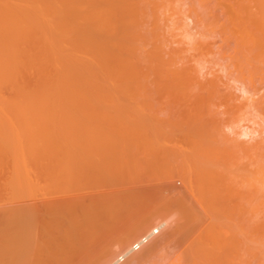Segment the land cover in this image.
<instances>
[{"label":"bare ground","instance_id":"bare-ground-1","mask_svg":"<svg viewBox=\"0 0 264 264\" xmlns=\"http://www.w3.org/2000/svg\"><path fill=\"white\" fill-rule=\"evenodd\" d=\"M85 86L88 89L86 91H89V87H93V86H95V87L102 86L103 88H106V86H109V88L110 87H122L124 89L130 88V89H128V91L123 89L125 92L120 91V95L122 97L120 95H118V96L121 97L122 101H124V99H122L124 97L122 95L123 93H125L126 95H130L132 97H136V98L139 97V99L141 101H144L143 99L145 97L149 98L151 94H154V96L156 95L155 97L160 101L159 104H158V102L156 103V104H158L157 106H159L161 104V105H163L164 109H165L164 104H169V102H171V101L173 102V100L168 102V98L170 99L171 97H177V98L179 97L180 99H182L181 100L182 102L184 101V99H185V101L186 100L190 101V102L192 101V104L195 103V104H197V106L203 105V107H205L204 105H207V104L209 105V102H212L214 100H219L223 103L222 105L225 108V110H224L225 113L228 115L229 118H231V120L233 122L238 123L242 119H244V120L246 119L248 122H250L251 127L244 126L246 124L242 125L244 127V130L242 129L243 131L241 130L240 127L238 128L240 130H237L236 127L233 129L232 127H234V126H232V125L234 124L236 126V124L235 123L232 124L231 122H229L228 124H226L228 126V128L226 126V128H227L226 130L229 129V126H231L230 128H232V129H231V131H230V129L228 130V131H230L229 133H224L221 131L220 125L223 127V124L225 122L223 124H220V121L222 122L223 119L221 120V118H222V116H225V115L223 114V112L222 113L220 112V114H223V115L218 114L219 116H221V117H219L220 120H219V122L217 119L215 121V122H218L216 124V126L219 124L218 125L219 128H218V126L216 127L215 123H214V126L217 129H215L213 126V130L211 132L210 129L208 130V128H205L207 126L206 125L204 126L203 122L204 121L206 122V120H204L203 116H201V113H200V117H199V113H198V115L195 114V117H194L193 114L196 113V111H195L196 108L194 110L195 112L193 114H190V115H186L187 111H185L186 112L185 115L187 116V117H185L186 118L185 120H187V124H189L188 122H190V121H191V124H193V121L189 120V118H188L189 116L191 117V115H193L192 116L193 119L195 118L196 130L192 129L193 130L192 132L187 131L181 137L182 139H180L179 136L175 135L173 141L176 144V138L177 137H178L177 139L179 141H181L180 145L182 146V152L183 153L181 152L182 155H181V153H179V154L181 156L184 155V157H185V160H186L185 162H187V164H186V166H187L186 170L187 171H185V170L183 171V168H182V171L180 169H178L180 167V164L182 165V163H185L183 160H182L183 161L182 163L178 162L176 165H173L174 163H172L171 167L167 168V171L169 170V172H176V174H179L178 178L181 176V174L183 175V177L187 181V184L189 185V187L187 186L186 189H188V188L191 189L193 197L200 204V206L203 205V206L208 207V205H210L209 208L212 207V209H213L212 211H215V209L213 207L217 206L218 212H216V214L217 213L219 214V211L221 210L219 205L224 204L221 206L223 210L220 211V214L222 215V213H223V215H224L226 213L225 214L226 216H224V217H226L225 218L226 220L227 219L229 220L230 217L231 218L234 217L233 215L230 216L229 213H232V214L236 213V212L238 213L239 210L238 211H236V210L237 209L242 210V208H240V207H243V205L239 206V202H238V198H237L241 195V194H239V193H241V191L237 192L238 191V183H237V190H236V195L238 193L237 197L235 196V191H234L233 195H230L233 193V190H234V188L236 189V187L233 188L232 184L229 183V180L228 181L226 180L227 184H226V182L223 183V181L225 180L224 173L226 172V175H227V171H226V168L228 167L227 164L231 165V162L229 163L228 158L232 157V151H236L239 154H240V152H243L242 154L246 155L248 157V159L246 156L244 157V156H242V154H240L241 157L242 158L244 157V158H246V160L249 161L248 162L246 160H243V162L245 161L244 164L248 163V165L246 164L247 170L244 168H241V169L236 168V171H237V169L242 170V172H243V170H246L245 171L246 173L245 172L240 173L238 170L239 174H241V178H243L244 175L246 176L248 174V172H252L249 174L252 175V176H250V178H252V180H250V182L253 181V184H250V182H248V183L244 182L242 185L246 186L247 184H249L251 186H254V189H253L251 186L248 185L249 189H250V187L252 188L250 190L251 195L254 194L251 191L255 190L254 191L255 196H253V199H252L253 205L250 204L251 206H254L253 207L254 210L251 208L249 210H253V211L257 212L256 214H255V212L254 213L252 212L251 217L253 214L258 216V217L254 216L255 219L253 218V222H255V223L258 220V224L256 225V226H258L257 227L258 230L255 231L256 226H254L255 227V230H253L254 232L251 231V234H252V232H253V234H256V232H257L256 238H253V239L256 240L255 242H256V246H257L256 251L258 253V258H257V253H256L255 254L256 256L253 257L254 260H257L256 263H250V264H264V0H0V181H2V183L4 180L9 181L8 183H10L12 181V182H14V185H16V182H19V183L27 182V184L25 185L26 186L25 189H27L28 191H29V188H27V186H29V185L33 186V184L35 186V184H37V190L39 189L38 187L41 185V189H44V190L46 189V190L51 191V190L56 189V191H57V189L61 187L59 189V191H60L64 187L65 191L68 192L67 190L69 189V187L71 190L73 189V187H71V186H73V184H75V182L79 178L78 175H80L79 174L80 170H83V169H80L81 167L79 166V157L75 154L76 153L75 149H79V147H78L79 141L85 140V137L88 135V132L91 133V136L89 134L88 137L86 138V141L90 140L91 137H93L95 139L96 134H97V138L101 137V141L100 140L98 141L99 138L95 139V141L97 140L99 143L98 144L95 142L96 146L97 145H99L97 147L106 146L105 148H107L109 151L110 146L108 145V141H110V142L112 141V139H113L112 136L115 138L114 140H116L120 137L119 136L120 134L118 135L119 137L116 136L119 131L118 132L115 131L116 133H114L113 131H114V129L117 130V128L119 126L121 127V123H119V126L117 128H113V129L111 128L113 131L109 128L111 130V132L113 133L112 136L108 135L109 137L107 138L106 134H109L107 132V133H104L105 135L103 137V133H102L103 130L102 129H104V127H105L104 125H106V123H103V125H102V121L106 120L104 115L107 113V110H105V111L103 110V113L101 111L100 116L102 117V114L104 116V118L102 117L103 119H101V121H100L99 115H98V117H96V120H98L99 122L94 121L95 117H94V120L92 119V117L94 115L90 110V113H92V117L89 114V116L91 117V118H89V120H91L90 122H93V121L97 122L98 126L95 127L96 123L92 124V123L88 122V123H90V125L88 124L90 126L89 129L91 130L93 127H94L93 129H96L97 127H99V128H97L95 131L92 129V132L90 130H87L88 129L87 127H85V129L87 128L86 130L83 128L84 125L86 126V124H84L83 122H80L81 118L78 116H79V109H80L79 105L81 103L80 101L85 100V99H83L85 97V94H84L85 90H83V89H86ZM82 87H84V88H82ZM131 88H141L143 92H139L138 89H136L137 91H135V90L129 91V90H131ZM145 88H149L148 91L150 90V88H152L153 90L150 92H145V90H146ZM235 89L240 90L241 95L236 94V92L234 91ZM92 90L94 91V89H91L89 92H91ZM106 90L107 89H105V91ZM81 92H83V93H81ZM111 92H113V91H111ZM83 94H84V97H83ZM93 94H95V93H92L91 95L93 96ZM161 94H162V97L164 95H166V97H168V98L164 97L167 101L164 100L165 101L164 102L163 101L164 98H162V97H161L162 101H161V99H159L160 97L158 98V95L161 96ZM91 95H87V96H91ZM100 95H101V93H100ZM141 95H143V96L140 97ZM169 96H171V97H169ZM94 97H95V95H94ZM105 97H103V98H105ZM111 97H113V96H111ZM147 98L145 100H148ZM90 99L91 98H86V103L89 104ZM178 99H176L177 102L180 100V99L179 100ZM87 100H88V102H87ZM91 101L92 100H90V102ZM149 101H150L149 104L150 103L153 104V101H151L150 98H149ZM96 102H99V101H96ZM107 102H109V101L106 100V103ZM125 102H124V104H125ZM128 102H129V100H128ZM135 102H138V100H136ZM162 102H164V104ZM177 102H176V104H177ZM86 103H84V104H86ZM106 103H105V105H106ZM146 103H148V102H146ZM88 104H87V107L84 106V108H89ZM91 104H93V103H91ZM126 104H129V103H126ZM170 104H169L170 105L169 108L168 107L167 108L172 111L173 108L171 109V107L173 105H176V104H173V103H170ZM179 104H181V103H179ZM131 105H133V103H131ZM135 105H136V103L133 106H135ZM182 105H183V103L178 108H175V106H174V112H171V111L169 112V110H167L168 111L167 114L170 115V113L171 114L175 113L176 115L174 114L172 116H174V117L175 116H177V117L182 116V114L180 112H181V110H185V109H183L184 107H182L181 110L179 109V108H181ZM103 106H102V108H103ZM107 106H108V104H107ZM107 106H105V107H107ZM136 106L138 107V105H136ZM157 106H156L157 110H160L162 108L159 106L160 109H158ZM191 106H190V108H191ZM187 107L189 108V106H187ZM91 108H93V107H91ZM138 108H141V107H138ZM156 108H154V110H156ZM127 109L124 111L122 108V110L124 112H127ZM134 109L136 110L137 108H134ZM177 109L180 111L177 112L176 111ZM193 109L194 108H192V111H193ZM210 109L211 108L209 106L207 108V110L209 111ZM157 110H156V115H158ZM198 110H199V106H198ZM211 110L213 112L214 109H211ZM86 111L88 112V109L85 110V113H87ZM131 111H133V108L131 109ZM162 111H161V114L159 111H158V113L163 117L164 115H162ZM164 111H163V113H164ZM167 111H165V113ZM199 111H201V110H199ZM130 112H129V114L132 116V121H134V117H136V120H137V116L133 117V115ZM139 112H140V114H142L141 109ZM147 112H149V111L147 110ZM210 112L206 113V117L208 119H210V118L207 115L211 114ZM111 113H113V112H111ZM135 113L136 112H134V114ZM150 113H151V111H150ZM189 113H190V110H189ZM126 115H125V118H126ZM137 115H138V113H137ZM168 115H166L167 116L166 119L168 120V122H169V120L172 121L173 120V118H171L172 116L171 117L169 116V118H168ZM113 116L118 117V119H119V110H118V115L117 116L113 115ZM113 116L111 115V118L109 116H107V117H109L107 120L108 126H109V120L110 119L112 120ZM161 116H159L160 120L164 121L163 119H165V117L162 118ZM196 116H198V117H196ZM120 117H122V116H120ZM226 117H225V120L228 119ZM201 118H203V120H204L203 122H201V120H202ZM78 119H79V121H78ZM144 119H146L145 121H147V123H148V119L147 118H144ZM166 119H165V121L167 123ZM179 119H181V118H179ZM115 120H113V122ZM119 120H121L123 122L124 119L123 120L119 119ZM128 120H129V118H128ZM150 120L151 119H149V121ZM225 120H223V121H225ZM81 121H84V120H81ZM171 121L169 123H171ZM228 121H226V122H228ZM124 122L128 123L129 121H124ZM174 122H176V119ZM181 122H186V121L183 120ZM241 122H243V120ZM241 122H239V124ZM78 123L79 124L81 123V125H79ZM85 123H87V122H85ZM99 123H101V126H99ZM127 123H125V124L127 125ZM129 123L127 126H129ZM134 123H135V121H134ZM138 123H141V122H137V124H136V125H138V127H140V125ZM149 123H151V122H149ZM132 124H133V122H132ZM152 124H153V121H152ZM191 124H189L188 128L190 127ZM92 125H94V126L92 127ZM111 125H112V123H111ZM126 125H125V127H126ZM136 125H134V127ZM183 125H184V123H183ZM183 125H182V127H183ZM108 126H106L104 130H106V128ZM248 126H249V124H248ZM138 127L136 126L135 128L137 129ZM185 127H187V126H185ZM100 128H101V130H100ZM122 128H123V126H122ZM135 128L133 129V126H132V130L129 128L130 131H132V133L128 132V134H127V132L125 134L124 129H120L121 131H124L121 133V135L123 134L124 139L127 141L126 142L124 140V142H126V143L122 142V143H124V145H123L124 147L121 146L122 145L121 143H120L121 145L120 144H118V145L112 144V145L115 146V149L118 147L123 151V152H119L121 155L123 153L122 157H125L124 154L126 153V158H127V152H125L126 150L130 151L132 149L131 150L132 153L137 152L139 150L142 151L143 146L142 147L141 146L136 147V146L141 145L142 143H139V142H143L144 140L147 139L146 140L147 142L144 141L145 142V144H144L145 149H144V151H142L143 153L141 151L139 152V155L142 156L141 157L142 158V165L144 166L147 162V161H145V160H147V158H144V157L147 155L149 156V153L151 154V148L150 147L156 146V143H152L153 146H151V142L148 138H151L153 135L151 137H149L150 135H149L148 131L146 130L147 134H148L147 135L146 132L144 131L145 130L144 128H142L144 130L141 132L139 130L140 128H138L139 132ZM145 128H146V126H145ZM153 128H154V126H153ZM166 128H167L166 132H168L167 130L169 129V127H166ZM170 128H172V127H170ZM190 128H194V124ZM79 129H83V130H79ZM98 129L100 130L99 133H101L102 136L98 135V133H97ZM109 129H107L106 131H110ZM126 129L129 130L128 127ZM164 129H165V127H164ZM172 129H176L175 125ZM153 130H151V131L153 132ZM182 130H185V129H182ZM78 131H79V133H78ZM80 131L85 132L84 135H86V136L84 137V135L81 134ZM92 133H94L95 135ZM129 133H130V138H129V136H127V135H129ZM78 134L83 135L84 138H79V141H78V138H77L79 136ZM114 134L116 137L114 136ZM125 135L128 137L129 141H128L127 137H125ZM93 138H91L92 139L91 142L87 141L88 144L85 143V145H89V143L93 144V140H94ZM103 138L108 139V141H106V139H103ZM134 138H137L136 141ZM152 138H154V137H152ZM168 138H170V137H167V140H169ZM243 138H247L248 140L243 141L244 140ZM120 139H121V137L119 138V140ZM138 139H140V140H138ZM141 139L143 141H141ZM240 139H243V140H240ZM114 140L111 143H115ZM121 140H123V136H122ZM132 140L135 142V143L133 142L134 144L132 143ZM156 140H158L159 142H162V140L160 138H157ZM164 141H163V143L165 145L172 142V141L171 142L167 141L168 142L167 143L166 141L165 142ZM84 142L81 141V143H84ZM100 142H102V143H100ZM128 142L129 143L131 142L130 144H132L134 146L137 144L135 146L136 149L134 148V146H132L133 147L132 148ZM103 143H104V145H103ZM146 143L147 144L149 143L148 145H150V146H148ZM126 146H128V147H126ZM181 146L178 147V145H177V148L179 149V148H181ZM123 148H124V150H123ZM137 148H139V149H137ZM148 148H149V150H148ZM157 148L159 149V147H157ZM163 149H161V150H163ZM81 150H83V149H81ZM117 150H119V149H117ZM72 151H73V153H72ZM110 151H111L110 153H112L111 147H110ZM147 151H148V153L146 155ZM159 151H160V149H159ZM238 151H240V152H238ZM114 152L115 151H113V153ZM87 153H88V155H91V157L94 154V156L96 157V159L94 157L95 162L98 158L100 159V157H101L100 154L98 155L94 151H91V154H90V150H89ZM77 154H78V152H77ZM112 154H110V155L104 154V156H103V153H102L101 155L103 158H101V159L105 160L107 158V160H110V159L115 160L119 157L118 158L119 160L117 159V161H114L115 163L113 162V160H110L111 163L113 162L114 165L115 164L119 165V164L123 163V161L121 163L120 160H124V159H120V157H121L120 155L117 156V153H114V154H116L117 158H115L114 154H113L114 158H111V157H113ZM135 154L137 155L138 153H135ZM143 154H145V155H143ZM228 154H230L231 157H229ZM96 155H98V156H96ZM107 156L110 157V159ZM140 156H138V157L140 158ZM83 157L84 156H81V158H83ZM89 157L90 156H87L86 159H90ZM104 157H106V158H104ZM161 157H162V155L160 156V160H163L162 159L163 157L162 158ZM133 158H135V157H133ZM137 158H135L137 161H141L139 158H138L139 160ZM151 158H150V160H151ZM182 158L183 157H181V159ZM170 159H172V158L170 157ZM170 159L168 160V162L166 161L167 164H169V162L172 161ZM104 160L102 162L103 163L102 165L98 160L97 161L100 163V166H104V167H107V165H108L107 162H109L110 165H108L109 169L107 167V171H109V170L112 171L115 168L113 170V172H115L116 169L117 170L119 169L118 171L121 172L122 170H120V168L122 166L124 168V165H122L119 168H118V166H117V168H116V166L113 168L110 161H107L105 163L106 164V166H105ZM118 161H120V162H118ZM143 161H145V163H143ZM154 161H155V159H154ZM87 162H89V161H87ZM117 162L119 164H117ZM132 162H134V159L132 160ZM158 162H161V161H158ZM232 162H233V159H232ZM243 162H240V163H243ZM135 163H137V162H135ZM160 164H162V162ZM167 164L165 163V165H167ZM178 164H179V166H177ZM140 165H141V163H140ZM134 166L131 165L130 169H131V167L132 168L134 167L135 170H136V168L142 169V168H138L136 166V164ZM175 166L178 168H176ZM249 166L252 168L251 171H250V169H248ZM78 167H80V168L78 169ZM151 167H149V168H151ZM83 168H84V166H83ZM92 168H93V166H92ZM85 169H86V167H85ZM88 169H89V167H88ZM143 169H146V168H143ZM77 170H79V172ZM94 170L95 169H93V171ZM229 170H230V168L228 167V174H231L230 173L231 171L229 172ZM85 171L87 172V169ZM93 171L91 172V174L95 175ZM158 171H159V169L157 170V173L161 174V172H158ZM77 172H78V174H77ZM96 172H98V171H96ZM91 174H89V175L92 176ZM232 174H234L235 177L236 176L240 177V175L237 174V172H233ZM242 174H243V176H242ZM81 175H83V173H81ZM164 175H167V174H164ZM168 175H169V173H168ZM234 175H232V177H234ZM98 176H99V174H98ZM137 176H138V174H137ZM143 176L145 177V175H143ZM173 176H176L175 173ZM230 176L231 175H229V178L231 179L232 177H230ZM248 176L249 175H247L245 177V179H247ZM80 178L78 180H80ZM98 178H100V177H98ZM115 178H117V177H115ZM115 178H113V179H115ZM148 178H149V176L147 177V180H148ZM81 180H83V179H81ZM92 180H93V178H92ZM119 180H121V179H119ZM235 180H237V178H235ZM232 181H234V180H232ZM242 181H245L244 178ZM246 181H248V180H246ZM83 182H85V181H83ZM100 182H102V181H100ZM120 182H122V181H120ZM133 182L130 180V183H133ZM238 182L240 183L239 179H238ZM4 183H6V182H4ZM4 183L2 186H4ZM76 183H79V185H80V182L77 181ZM174 183H176V182H174ZM222 183H223V185H222ZM21 184L16 186V187L13 185L12 188L14 189V187L17 188L19 186L24 185V184H22V185ZM38 184H40V185H38ZM81 184L85 185L84 183H81ZM95 184H96V181H95ZM110 184H108V185H110ZM234 184H236V182ZM75 185H77V184H75ZM114 186L115 185H113V187ZM229 186H231L232 188L231 187L229 188ZM79 187H81V186H79ZM222 187L223 188L225 187V188L223 189ZM226 187H228V189H227L228 192L223 191V190H226ZM240 187H242L241 184H240ZM64 188H63V190H64ZM66 188H68V189H66ZM83 188H84V186H83ZM149 188H148V191H149ZM244 188H243V191L246 190L247 186ZM8 189H10V191L12 190L11 187H9ZM8 189L6 188V191ZM23 189L24 188H22L20 191L22 193V196L25 198V193H24L25 191L23 192ZM41 189H40V191H41ZM146 189H147V187H146ZM229 189L230 190L233 189L232 191H230V194H228ZM79 190H80V188L78 189V191ZM177 190H178V188H177ZM182 190L184 191L183 194H185V193L187 194V192L184 189H181L180 190L181 192L178 190L176 193L181 194L183 192ZM189 190H188V192H189ZM247 190H248V188H247ZM6 191L4 193H6ZM10 191H7V193L8 192L9 193H11V192L15 193L16 192V191H14V192L13 191L10 192ZM78 191H77V193H78ZM156 191H159V190L155 189V192ZM51 192L50 193L48 192V193L51 194ZM151 192H153V191H151ZM21 193H20V195H21ZM138 193H137V196H138ZM170 193H171V191H170ZM242 193L244 195V192H242ZM30 194H32V192H30ZM37 194H40V192ZM44 194L46 195L45 191H44ZM145 194H147V193H145ZM151 194L153 195V193H151ZM151 194H149V195H151ZM159 194H161V193H159ZM174 194H175V191H174ZM174 194L173 193L168 194V197H169V199L171 198L170 200H172V199L174 200V202H175L174 205L176 206V202H178V201L176 199H174L175 197H171L172 195L174 196ZM12 195L10 197L13 199L15 198L14 200L16 201L18 198V193H17V195L14 194L15 197H12ZM34 195H35V197H37L36 193ZM48 195H46L47 198H48ZM93 195H94V193H93ZM149 195H148V197H149ZM189 195L187 197L188 199L185 198L188 200V202H187L188 204L186 202H184L183 200H182L183 201L182 203L178 202L181 204V206H183L182 204H184V203L187 205V206L185 205L186 208L183 206L185 208L184 212H186V209L188 211V208H189L188 205L191 206V203H192L191 197ZM243 195L241 197H243ZM76 196H74V197L65 196L66 198H63V199L58 198V200H48V201H45L42 203V205L46 211L45 214H47V217H48V219H46V220H48V223H47L48 227H46V226L45 227L48 229L51 227H53V229H57V232H55L56 235L58 234L57 236H59V235L61 236L62 232H64L65 235H62L61 237L65 236L66 239L68 238L67 239L68 242L69 241L72 242L71 239L74 236L71 237L69 230H68V232H65V231H67V229H66L65 224H64V219L67 218V219H71V221H72V220H74L73 218H75L76 216L81 217L79 215L81 212H83V215H84V213H87L88 211L90 212V209H89L90 206H88L86 208L87 204H85V202H84L85 201L84 199H85V197H87V195L85 197H81L78 195H76ZM114 196H116V195H114ZM134 196L136 197V195H134ZM161 196H163V195H161ZM166 196H167V193L164 196V198ZM233 196H234V198H233ZM248 196H249V194L246 196L247 199H251ZM10 197H9V202L12 201V199L10 200ZM96 197H98V196H96ZM109 197H111V196L109 195L106 198L105 197L104 198L109 199ZM127 197H128V195H127ZM141 197H143V195ZM168 197H166V199H168ZM189 197H190V199H189ZM220 197H222L221 200L219 199ZM241 197H239V198H241ZM246 197H244V198L246 199ZM19 198L22 199L21 197H19ZM19 198H18V200H20ZM89 198H90V196H89ZM98 198L97 199L95 198L94 199L95 201L93 200V202L95 204H97V201H99ZM235 198H236L237 203H236V201H233ZM92 199H93V197H92ZM92 199H91V202H92ZM102 199H103V197H102ZM114 199H115V197H114ZM131 199H132V197H131ZM143 199H144V197H143ZM146 199H147V197H146ZM158 199H159V197H158ZM224 199L226 201H223V203H222L221 201ZM227 199H229L228 202H227ZM18 200H17V202H18ZM115 200L117 202V199H115ZM137 200H139V199H137ZM215 200L216 201L219 200V202L221 204L219 202H218L219 205L216 204L217 202ZM3 201H5V200H3ZM153 201H155V200H153ZM159 201H160V199H159ZM159 201H157V203ZM162 201H164V200L162 199ZM229 201L231 202L230 205L228 204V203H230ZM88 202L90 205L89 199H88ZM116 202H115V204L117 206H121L120 203L118 205ZM142 202L145 203V200H143ZM147 202H149V201L147 200ZM101 203H104V201L102 200ZM105 203L108 204V202H105ZM126 203L130 204V202H128V201H126ZM138 203H139V201H137V204ZM232 203H233V205H232ZM137 204H136V209L139 208V207H137ZM158 204H160L162 206L161 203H158ZM172 204H173V202H172ZM234 204L235 205L238 204V205L235 206ZM6 205L9 206V204H6ZM42 205H40V208H38V205L36 206L37 209H39L38 210L39 212L41 211L40 209L42 208ZM91 205H92V203H91ZM101 205H103V204H101ZM111 205H113V203H111ZM111 205L108 204V206H110V210H111ZM123 205H125V204H123ZM148 205H149V203H148ZM245 205L247 206V204H245ZM8 206H6V208H3L5 210V212H7L6 210H9ZM18 206H19V209H18V207L15 208V206H14V208L21 211L20 204ZM108 206H107V208H109ZM113 206H112V209L114 211V209L116 207L113 208ZM127 206L129 207L130 205L127 204ZM163 206L167 207V205H163ZM169 206H170V204H169ZM179 206L180 205H178V207L175 208L176 210H174L172 208L170 210V208H167V211L169 210V213H170V211H172V210H174V211H177V209L180 210V208H182V207L180 206V208H179ZM231 206H232V208L235 207L233 209V211H230V210H232ZM23 207L24 206L22 205V208ZM26 207H25V209H26ZM95 207L97 208V205ZM124 207L126 208V206H124ZM132 207H133V205H132ZM134 207H135V205H134ZM141 207H142V205H141ZM194 207H196V206L194 205ZM194 207H192V208H194ZM218 207L220 209H218ZM236 207H238V208H236ZM0 208H1V206H0ZM31 208H33V207H30V209ZM93 208H94V206L92 207V209ZM101 208H103V207H101ZM184 208H182V211ZM203 208H205V207H202V209ZM248 208L249 207H247L246 210H248ZM15 209L14 210L11 209V210L13 212L15 211L14 213H16ZM25 209H23V210H25ZM117 209H115V210H117ZM119 209H120V207H119ZM153 209H151L152 212H153ZM189 209H191V208H189ZM36 210L34 213H37ZM84 210L86 212H84ZM95 210L96 209H94V212H96V213H97V210L100 212V209H97L96 211ZM101 210H103V212H100V217H98L99 219L101 218V220H102V222L100 221L101 229L97 233H95L96 229H95V231L91 232V231H89V229L87 230L86 226H84L86 228L84 229L83 237H84V235L86 236L85 238L88 237L86 234L87 231L89 232V234L91 232V234L93 236L89 235L91 237H89V239L88 238L86 239V244L81 245L80 246L81 248L78 247L75 249V246L77 247V245L71 244L74 247L75 251H74L73 247L70 246L72 249V250L71 249L70 250L73 251V253L77 254V256H79L78 254H80V253H83L87 256L90 255L89 256L90 261H88L89 264H100V263L104 264L105 261L108 262V259H110L111 254L114 253L113 255H115V252H113V251H116V249H118V248L121 249L125 245H126L125 246V248H126L128 246L127 244H129L134 238L135 239L138 238L135 236L138 235V230H140L141 228L140 229L137 228L139 225L136 224V221L139 222L141 220H137V219H141V218L143 219L144 218V220H145V218L146 219L148 218V217H146L148 215H145V213H144L145 217H143V214L140 211L139 212L141 215H139L138 210H137V215H134V217H133L135 219L131 220L132 215L136 214V211L134 210V208H133V211H131V209H130V211H128V212H132V215L130 213H127L128 209L126 210L125 213H123V212L116 213L115 212L116 214L113 216H110L112 214H109V213L107 216V214L105 213L106 210L104 211V208ZM123 210L125 211L124 208H123ZM193 210L194 211L197 210L196 213L201 214V213H198L199 211H201V209L198 210V208L196 207ZM246 210L244 209V211H246ZM43 211L44 210H42V212ZM134 211H135V213H134ZM92 212L87 213L89 218L91 217ZM152 212H151V214H152ZM166 212H164V213L162 212V215L163 214L165 215ZM191 212L192 211L190 210V213ZM193 212H192V214H193ZM205 212H207V211L204 210V213ZM208 212L210 214L212 213L210 211V209L208 210ZM7 213H8L7 216H9L10 215L9 213H12V212H7ZM17 213L19 214V211ZM102 213H105L106 217L105 216L101 217V216H103ZM169 213H166V215L169 216L168 215ZM186 213H184V214L186 215ZM21 214L22 213L20 212V216H21ZM87 214H85L86 216L84 215V217H86L85 219L87 220V222H89V219H87L88 218ZM89 214H90V216H89ZM93 214H92V218L95 215L97 216V214H94V216H93ZM181 214L184 215L183 213H181ZM192 214H191V216H192ZM214 214H215V212H214ZM214 214L211 215V218L212 217L214 218V220H215L214 223L216 222L217 224L216 223L215 224L217 226L210 224V226L212 227V230H209L211 232L208 231L207 235L211 234L212 236L214 235L213 237H215L217 232L221 231L219 229L221 227L222 229H224L225 234H228V236L230 237V235H232V232H234V231L231 230L230 232H228L231 229V228L229 229L228 226H229V224H230V226H233L234 224L231 225V222H234L235 220L233 221V219L231 220V218H230V220L228 221L230 223L228 224L227 227H225L228 229L225 230V228H223L224 226H226L225 223L223 221H221L222 220L221 218H218L219 217L218 214H217L218 216H215ZM227 214H228L229 218H228ZM239 214H237V216H239ZM242 214H243V212H242ZM3 215L6 216L5 213ZM138 215H139V217L141 216V218H138ZM152 215H151V217H153ZM164 215L161 216L162 218H160V220L165 219V217H167ZM172 215L176 216V214H174V213H172ZM188 215L189 214L187 213L186 217H189ZM10 216H12V215H10ZM14 216L16 217L17 215L14 214ZM20 216H17V217L19 218ZM41 216H42V214H41ZM43 216H44V214H43ZM43 216H42V218L46 217V216L45 217H43ZM96 216H95V220L96 219L98 220V218ZM214 216L217 218H215ZM21 217L24 218L23 216H21ZM31 217L32 216H30V218ZM199 217L202 218L203 215L202 216L199 215ZM239 217L237 220H240L242 218V215H240ZM22 218H20V219H22ZM33 218L34 217H32L31 219H33ZM35 218H36V215H35ZM77 218L78 217H76L75 219H77ZM92 218H90V219H92ZM154 218H155V214H154ZM176 218L174 219V216H173L172 219L175 220L174 221L175 223H177L176 221L178 219H180L178 222V223H180V221L184 217L182 219H181V217L179 218V216L177 219ZM192 218H193V216L191 217V219ZM211 218H210V220H211ZM150 219H152V218H149L148 220H150ZM186 219H188V218H186ZM205 219L207 221V219H209V218H205ZM216 219H218L221 223L223 222L224 226H222L223 223L221 224ZM2 220H3V218H2ZM19 220L17 221L18 226L22 225V223L19 224ZM196 220H197V222H199L198 221L199 219H196ZM226 220H225V222H226ZM15 221H16V219H15ZM22 221H24V220H22ZM40 221H42V220H40ZM152 221L154 222V225L153 224H150V225H153V227L151 228L149 226L150 228L149 227L146 228V230L151 229L150 233L148 232V234H145L146 236H143V237L141 236L142 238H140L137 242L138 246H139L138 243H142L149 236H151L154 233H157L158 230L166 224V222H164L166 220L159 221V219H158V221L160 222L158 224L155 223L156 222L155 220H152ZM171 221H169V224ZM74 222H75V220H74ZM74 222H73V224H74ZM77 222L78 221L76 220L75 224H77ZM98 222L99 221H96V224ZM150 222L151 221H148L146 223H150ZM167 222H168V220H167ZM200 222H202V221H200ZM211 222H213V221H211ZM250 222H252V221H250ZM11 223H14V222H11ZM30 223L28 221V224H30ZM43 223L45 224V220ZM193 223H190V224L192 225ZM207 223H206V225L209 226L208 225L209 223L208 224ZM235 223H237V221ZM41 224L39 223V227ZM81 224H83V223H80V225ZM143 224L145 225V222ZM143 224H141V225H143ZM167 224L165 225L166 227L168 226ZM238 224H239V222H238ZM244 224H245V222H244ZM249 224H251V223H249ZM11 225H13V224H11ZM31 225L35 226L33 224H31ZM49 225H50V227H49ZM135 225H137V226H135ZM173 225L171 224V226H173ZM22 226L26 227V225H24V223ZM207 226H205L206 228L203 226V228L200 229V231L204 230V229H208ZM210 226H209V229H211ZM0 227H1V225H0ZM9 227L11 228L12 226L1 227L3 229V232L0 231V264H15V262L9 258L14 257L13 259H15L16 249L21 246L17 243H19V241L22 239L24 242L23 243L24 246L23 247L21 246V250H24L25 245H26L25 242L26 243L28 242V241H25L26 235L22 236L23 232H22V235L20 233L18 234V232L21 231V228H23V227H21V228H20V226L17 227L16 232H17L18 236L16 235V232H15V235L13 236L9 230ZM28 227H29V225H28ZM59 227H60V229H59ZM75 227L77 228V229H75V232H76V230L79 231V228H81L83 226L80 227L77 224V225H75ZM139 227H141V226H139ZM146 227H147V225H146ZM174 227H173V229H171L172 227L167 228V231L165 232V234L163 231L164 235L159 233V234H161V238L157 239V236H156L155 241H153V243L150 242L151 243V244H149L150 247L149 246L147 247V248H149L148 252H147V248L145 249L149 257H150V255L152 257V255H154L156 253V255L153 256L154 258L157 256L156 260L152 259V261L157 263V261L159 260L158 264H243V262L239 263L238 261H236V258H235V257L239 258V254L236 256H235V254H236V252L237 253L240 252V251H237L238 247L236 248V246L237 245L239 246V244L242 243V242L238 241L239 240L238 238H240V237H237L235 232L232 236L236 235L235 236L236 238L230 237L228 242L226 240L222 239V236H221V242L222 243H224V241H226V243L228 244L229 241H231L233 239L236 240V241L235 240L232 241V244H234L233 242L235 241L236 245H235V247H232L231 251L228 250V249H231V248H229L231 244L229 246L227 245L228 249H226L227 247L224 246L226 243L223 244V246H224V248H223V247H221V244H220L221 242L219 243L217 241L218 245L222 248V250L226 249L223 251V253L226 252V253H224L225 255L227 254L225 259L229 256H231L233 259V257L235 256L232 261H229V260L224 261L221 259L222 255L220 256V254L216 251L217 250L216 248L218 247V245L216 248H214L215 247L214 245L217 243L214 242L215 239L212 236H210L209 238L214 239V240L213 239L211 240L212 242H214V244L213 243L211 244L214 247H212L208 243V245H210V247L212 248V249H209L208 245L206 243L207 239H205L207 237H205L204 235H201V232H203V231L196 232V234H198V235H196L197 237H195V238L191 237V238H193V239H191V238H189L190 237L189 236L190 230H191V229L188 230L189 227H187V230H186L187 232L186 231L179 232V235L176 234V232H178L176 230L177 229L180 230V227H177V225L176 226L174 225ZM214 227H217L219 229V231L215 232L216 229H215V231H213ZM5 228L6 229L8 228V230H6L4 232ZM63 228L65 229V231L61 232V229L63 230ZM183 228H184V225L182 227V230H183ZM194 228H195V226H194ZM196 228H195V230H196ZM34 229H36V228L33 227V230ZM48 229H47V231H48ZM197 229L199 230V228H197ZM240 229H242L241 226H240L239 230ZM25 230H27V229H25ZM25 230H24V232H26V234H27V231H25ZM29 230L30 231L32 230L31 226H30ZM50 230L52 231V229H50ZM81 230H83V229H80L79 232H81ZM85 230H86V232H85ZM142 230L144 231V228H142ZM192 230H194V229H192ZM198 230H196V231H198ZM58 231L60 232V234ZM143 231H139V232L143 233ZM205 231L206 230H204V234H205ZM212 231H213V234H212ZM37 232H39V231H37ZM43 232H44V230H43ZM93 232H94V234H93ZM191 232H193V231H191ZM30 234H31V232H30ZM33 234H34V231H33ZM40 234H41V232H40ZM45 234H47V232H45ZM73 234H74V232H73ZM175 234L178 237L174 240V236H176ZM237 234H238V232H237ZM239 234H240V232H239ZM251 234H250V236H251ZM49 235H51V234H49ZM53 235L54 234H52V236ZM56 235L53 237L55 238ZM77 235H78V232H77ZM194 235H195V232H194ZM219 235H222V231H221V234H219ZM219 235H217V237H215L216 240H218V237L220 238ZM19 236H20V238L21 237L22 238L20 239ZM27 236H28V234H27ZM60 236L57 237V239L56 238L55 239L56 240L60 239ZM69 236H70V238H69ZM250 236H249V238H250ZM16 237H17V239H16ZM158 237H159V235H158ZM242 237H243V235H242ZM65 238L62 239L63 241L61 239L60 240L62 242L65 241V243H68ZM85 238L81 239V243H83V240ZM244 238H246V237H244ZM27 239H28V237H27ZM47 239L48 238H46V241H47ZM17 240H18V242H17ZM39 240H41V239H39ZM222 240H224V241H222ZM79 241H80V239H79ZM209 241L210 240H208V242ZM29 242H30V240H29ZM33 242H32V244H33ZM35 242L37 244V241H35ZM62 242H61V244H62ZM74 242H75V240H74ZM74 242H72V243H74ZM40 243L41 242H39V244ZM45 243H47V242H45ZM65 243L63 245L64 247L61 246V248H62L61 252L59 251L60 256L65 254L63 256L64 259L66 257V261H69L67 263L65 261V264H68V263L69 264H73V263L77 264V263H75V260L73 259V256H76V255H73L72 257H70L71 255L70 256L68 255V254H72V253H71V251H69V249H67L68 246L65 247ZM243 243H244V241H243ZM20 244H22V243H20ZM17 245H19V247L16 248ZM57 245L59 246V243ZM165 245H167V246L165 247ZM51 246H53V245H51ZM54 246H56V245L54 244ZM169 246L171 247V249H168V250L165 249V252H163V254H162L161 249H163V247L164 248H170ZM232 246H234V245H232ZM240 246L242 248V245H240ZM243 246H245V245H243ZM39 247H41V245H39ZM44 247H46V246H44ZM115 247H118V248H115ZM63 248L64 249L66 248V249L64 250ZM125 248H123V249H125ZM213 248L216 249L215 254L213 252L214 251ZM235 248H236V251H234ZM241 248L239 247L240 250H241ZM77 249H79V250L81 249V251H83V252H78L79 250L77 251ZM19 250L20 249H17V251H19ZM33 250H32V253H34ZM66 250H67V253L64 252ZM159 250H160L161 254L159 253ZM169 250H171V251H169ZM211 250H213V251H211ZM166 251L168 253H166ZM227 251H228V253H227ZM232 251H233V253H232ZM243 251H244V249H243ZM243 251L241 253H243ZM248 251L246 253H248ZM250 251H251V249H250ZM55 252L54 253L51 252V253L54 254V256L57 254L55 257V258H57V256L59 254L55 253ZM142 252H144L146 254L144 249L142 250ZM157 252L160 254V258L162 255H163V257H165V256L166 257L164 259L161 258V260H160ZM211 252H213V253H211ZM16 253H19V252H16ZM21 253H22V251H21ZM164 253H166L167 255L166 254L164 255ZM220 253H222V251ZM230 253L232 255H230ZM83 254H80V255H83ZM216 254H217V256L219 255L220 257L218 256L219 258H217ZM21 255H23V254H21ZM113 255L111 256V258L113 257ZM244 255L246 257L245 253H244ZM60 256H58L59 258H57V259L62 258ZM68 256H69V259L72 258L71 260L72 261L74 260V262L67 259ZM135 256H133V257H135ZM149 257H148V259L150 261L151 257L150 258ZM231 257H229V259ZM245 257H243V259ZM255 257L257 259H255ZM21 258H22V256H21ZM21 258H20V260H21ZM106 258H108V259H106ZM135 258L137 259V257H135ZM157 258H159V259H157ZM238 258H237V260H239ZM8 259H9V261H8ZM36 259H37V257H36ZM80 259H83V260H78L79 264H81V261L85 260L84 262H87L86 260H88L87 257L80 258ZM10 260H11V262H10ZM102 260H104V262ZM138 260L139 261H137L136 264H140V261L142 264H145V263H143V261L140 257L138 258ZM61 261L64 262V260H61ZM241 261H243V260H241ZM246 261L247 260H245V263H246ZM22 262L21 263L24 264V260H22ZM63 262H61V263H63ZM114 262L116 263V261H114ZM128 262L130 264V261H128ZM248 262H247V264H249ZM250 262H251V260H250ZM39 263H41V262H39ZM45 263H46V261H45ZM45 263H43V264H45ZM48 263H50V261ZM17 264H20V263H18V261H17ZM56 264H58V263H56ZM151 264H153V263H151Z\"/></svg>","mask_w":264,"mask_h":264},{"label":"rangeland","instance_id":"rangeland-1","mask_svg":"<svg viewBox=\"0 0 264 264\" xmlns=\"http://www.w3.org/2000/svg\"><path fill=\"white\" fill-rule=\"evenodd\" d=\"M89 87V86H88ZM82 88H84V87H82ZM85 88L86 89H83V90H85L84 91V94H85V97L87 96V95H91L92 93H95V94H93V96L91 95V96H87L86 98H91L90 100H92L91 102H90V100H89V104L88 103H86V98L84 97V94H83V99H85V100H83V101H80L81 103H80V109H79V116L78 117H80L81 118V120H84L85 122H87V123H85L84 121H81L80 120V122H83L84 124H86V126L84 125V129H85V127H87L86 129L87 130H90L89 128H90V123H96L95 124V127L96 126H98V124H97V122H94V121H98V120H96V117H98V115L100 116L101 115V111H102V113H103V110L105 111V110H107V113L104 115L105 116V119L106 120H103L102 121V125H103V123H106V125H104L105 127L106 126H108V118L110 117L111 118V115L113 116V115H118V110H119V119H124L123 120V122L121 121V120H119L118 119V117H115V116H113V119L110 121L109 120V126L106 128V130L107 129H113V128H117L118 126H119V123H121V127L119 126L118 128H117V130L116 129H114V133H116L115 131H119L118 133H117V135L116 136H118L119 134V136L121 137V139H122V136H123V140H119V138L118 139H116V140H114L115 138L112 136L113 135V133L111 132V130L110 131H106V130H104L105 129V127H104V129H102L103 131H102V133H103V137H104V133H109V134H106V136H107V138L111 135L112 136V141L111 142H113V140H114V142L115 143H111L110 141H108V139H106V138H103V139H106V141H108V145L111 147V149H112V153H113V151H115L114 153H117V156L118 155H120L121 157H120V159H124V160H120L121 161V163H122V161H123V163L122 164H119L118 162H120V161H118L117 162V164H119V165H114V161H117V159L119 158H117V156H116V154H114L115 155V158H117V159H110V157H108L110 160H113V162L111 163V161L110 160H107V158L106 157H104V158H106L105 160L104 159H101V158H103L102 157V153H103V156H104V154H106V155H110V154H112V153H110L111 151H110V147H109V151H108V149L107 148H105L106 146H102V147H97V146H99V145H97L96 146V143H98V141L100 140L101 141V137H98L97 138V134H96V137H95V139H98V141L96 140L95 141V139L93 138V137H91V138H93L94 140H93V144L92 143H89V145H85V143H87V141H90L91 142V138H90V140H87L86 141V138L88 137V135L90 134V136H91V133L90 132H88V135L86 136V135H84V133L85 132H83V131H80L81 132V134H83L84 135V137H85V140H81V141H85L84 143H81V141H79V138H84L83 137V135H80V134H78L79 136L77 137L78 138V141H79V149H75V154L79 157V166L81 167H78V169L80 168V169H83V170H80V172L81 173H83V175H81V173L79 172V170H77L78 172H79V174L81 175H78L79 176V178H80V180H78L77 179V181L78 182H80V185H79V183H76L75 182V184H77V185H75V184H73V186H71V187H73V189L71 190L70 189V187H69V189L68 188H66V189H68L67 191L68 192H66L65 191V188H64V190H63V188L59 191V189L61 188H58L57 189V191H56V189L55 190H51V191H49V190H44V189H41V185L40 184H38V185H40L38 188V190H37V184H35V186H34V184H33V186H31V185H29V186H27V188H29V191L27 190V189H25L26 188V184H27V182H21L22 184H24V185H22L21 183H19V182H16V185H14V182H10V183H8L9 181H3V183L4 182H6V183H4V186H2L3 185V183H2V181H0V206H1V208H0V225H1V227H7V226H12L11 228L9 227V230H10V232L12 233V235L14 236L15 235V232H16V229H17V227H19L20 226V228L21 227H23V228H21V231H19L18 232V234L20 233L21 235H22V232H23V235L22 236H24V235H26V237H25V241H28L27 243L25 242V248H24V250H21V246L23 247L24 246V242H23V240L20 238V236H19V238L21 239H19L20 241H19V243H17V244H19V245H21L20 247H19V245H17L16 246V248L17 247H19V248H17V249H20L21 251H22V253H21V251L19 250V251H17V249H16V252H19V253H16L15 252V259H13L14 257H11V258H9V259H11V260H13L14 262H15V264H17V261H18V263H20V264H22L23 262H22V260H24V264H43V263H45V261H46V263L45 264H56V263H58V264H65V261H66V257H65V259H64V255L65 254H63L62 256H60V254H59V251L61 252V246H63L64 245V243H65V241L64 242H62L63 240V238H65V236L64 237H61L62 235H65L64 234V232H62V231H65V229L63 228V230L61 229V232H62V235L60 236V239L62 240H60V239H58V240H56L57 239V237H59V236H57L56 234H55V232H57V229H53V227H51V228H46V227H48V225H47V223H48V220H46V219H48V217H47V214H45L46 213V211H45V209H44V207H43V205H42V203L43 202H45V201H48V200H58V198L59 199H63V198H66L65 196H69V197H74V196H76V195H78V196H81V197H85L86 195H87V197H85V204H87L86 205V208L88 207V206H90L89 207V209H90V212H92V214L94 213V214H97L99 211L97 210V209H100V212H103V210H101V209H103L104 208V211H105V213L107 214V216H108V213L109 214H112V215H110V216H113V215H115L116 213H118V212H123V213H125L126 212V210H127V213H130L131 215H132V212H128V211H130V209H131V211H133V208H134V210L136 211V214H133L132 215V219L131 220H134L135 218H133L134 217V215H137V210H138V214L139 215H141L140 214V212H142V214H143V217H145V215H148V216H146V217H148L147 219L145 218V220H144V218L142 219L141 218V216L139 217V215H138V218H141V219H137V220H141V221H136V224L137 225H139V226H141V227H137L138 229H140V230H138V235L137 236H135V237H138L137 239H133L129 244H127L128 246L125 248V246L124 247H122L121 249L120 248H118V247H115V248H118V249H116V251H113V252H115V255H113V254H111V256L113 255V257L111 258V256H110V259H108V258H106V259H108V262L107 261H105V263L106 264H112L114 261H116V263L114 262L113 264H129V262L128 261H130V264H136V262L137 261H139L138 260V258L140 257L141 259H142V261H143V263H145V264H151V263H153V264H155L156 262H154V261H152V259H155L156 260V257L154 258L153 256H155L156 255V253L154 254V255H152V257H151V255H150V257H151V262L149 261V259H148V254H147V252H148V249L149 248H147L148 246L150 247V245L149 244H151L150 242H152L153 243V241H155V239H156V236H157V239L158 238H161V234H163V231H164V234H165V232L167 231V228H171V229H173V227H174V225L176 226L177 225V227H180V230L179 229H177L176 231H178V232H176V234L177 235H179V232H183V231H186L187 230V227H189L188 228V230L189 229H191L190 230V237L189 238H191V237H197L196 235H198V234H196V232H199L200 231V229H202L203 228V226L205 227V226H207L206 225V223L210 226V224H213L214 226H217L215 223H214V218L212 217L211 218V215H213L214 214V212H215V216H218L219 215V217L218 218H221L220 220L221 221H223L224 223H225V225L226 226H224V223L222 224L218 219H216V220H218V222H220L221 224H222V226H224L223 228H225V227H227L228 226V224L230 223V222H228L229 220H230V218H229V216H228V214H227V216H228V218H229V220L227 219H225L226 217H224V216H226L225 214L223 215V213H222V215L220 214V211L221 210H223L222 209V205H224V204H222V205H219L218 204V202H219V200L218 201H216L217 203L216 204H218L219 206H220V208H221V210L219 211V214L217 215L216 214V212H218L217 211V206L216 207H213L214 209H215V211H212L213 209H212V207L211 208H209V206L210 205H208V207H206V206H203V205H201L202 207H205V208H203L202 209V207L200 206V204L195 200V198L193 197V194H192V192H191V189L190 188H188V189H186L187 188V186L189 187V185L187 184V181H186V179L183 177V175L181 174V176L178 178V176H179V174H176V172H169V170L167 171V168L168 167H171V164L172 163H174L173 165H176L178 162L179 163H182L183 161L185 162L186 160H185V157H184V155L183 156H181L182 155V146L180 145L181 144V141H179L177 138H176V144L174 143V137H175V135H177V136H179V138L180 139H182L181 137L187 132V131H189V132H192L193 130L192 129H194V130H196V120H195V118L193 119V115H194V117H195V114L196 115H198V113H199V117H200V113H201V116H203V118H204V120H206V122L203 120V118H201L200 120H201V122H203L204 123V126L206 125L207 127H205V128H208V130L210 129V131L212 132V130H213V126H214V123H215V126H216V124L219 122V117H221V116H219L218 114H220V112L222 113L223 112V114L225 115V116H222V118H221V120L223 119V120H225V117L226 118H228L227 120H225V121H223L222 120V122L220 121V124H223L224 122V124H223V127L220 125V128H221V131L222 132H224V133H229L230 131H231V129L233 128H237V130H240V129H238L239 127L241 128V130L243 129L244 130V127L242 126V125H244V124H246V125H244V126H246V127H251V123L250 122H248L246 119L244 120V119H242L243 120V122H241V121H239V122H241L240 124H239V122L238 123H235V122H233L232 120H231V118H229L228 117V115L225 113V108H224V106L222 105L223 103L221 102V101H219V100H214V101H212V102H209V105L207 104V105H204L205 107H203V105L201 106V105H198L199 106V110H201V111H199L198 110V106H197V104H195V103H193L192 104V101L190 102V101H185V99H184V101L182 102L181 100L182 99H180L179 97V99L177 98V97H171V96H169V97H171L170 99L168 98V97H166V95H164L163 97H162V94H161V96H159L158 95V98L159 99H161V97L162 98H168V102L169 101H171V100H173V102L171 101V102H169V104L170 103H173V104H176V99H178L179 101L177 102V104L176 105H173L172 107H171V109H172V111L171 110H169L168 108H169V106L171 105H169V104H164V102L165 101H167L165 98L163 99V101L164 102H162L163 104H164V106H165V109L163 108V105H159L160 107H162L161 109L164 111H167V110H169V112L171 111V112H174V106H175V108H178L182 103H183V105L181 106V108H179L180 110L182 109V107H184L183 109H185V110H181V114H182V116H172V115H174L175 113H170V115H168L167 113H168V111L165 113V111H164V113L166 114V115H168V118H169V116L171 117V118H173V120L175 121V119H176V122H174L173 120L171 121V120H169V122L171 121V123H169L168 122V120L166 119L167 118V116L163 113V111L159 108V106H157L159 103H160V101L154 96V94H151L150 95V100L151 101H153V104L152 103H150L149 104V98H147V97H143L144 99V101H141L140 99H139V97L138 98H136V97H132V96H130V95H126L125 93H123L122 95L125 97H123L122 99H124V101H122L121 100V95H120V91H122V92H125L124 90H126V91H128V89H130V88H122V87H110L109 88V86H106V88H103L102 86H98V87H95V86H93V87H89V91L91 90V89H94V91L92 90L91 92H89V91H86V90H88L87 89V87L85 86ZM96 88V89H95ZM102 88V89H101ZM105 89H107L106 91H105ZM124 89V90H123ZM136 89H138V91L139 92H143L142 91V89L141 88H131V90H129V91H137ZM146 90H145V92H150V91H152L153 89L152 88H150V90L148 91V89L149 88H145ZM101 90V91H100ZM103 90V91H102ZM113 91V92H111V91ZM97 91V92H96ZM111 93H110V92ZM235 92H236V94H240L241 95V92H240V90H238V89H235L234 90ZM86 92V93H85ZM88 92V93H87ZM101 93V95H100V93ZM104 92V93H103ZM121 92V93H122ZM81 93H83V92H81ZM90 93V94H89ZM106 93V94H105ZM119 93V94H118ZM98 94V95H97ZM109 94V95H108ZM94 95H95V97H94ZM113 96V97H111V96ZM118 95H120L121 97H119ZM126 95V96H125ZM239 95V96H240ZM98 96V97H97ZM103 96V97H105V98H101V97ZM110 96V97H109ZM143 95H141L140 97H142ZM119 97V98H118ZM111 98V99H110ZM148 99V100H145V99ZM176 98V99H175ZM81 99V98H80ZM97 99V100H96ZM142 99V98H141ZM106 100L107 101H109V102H107L106 103ZM127 100V101H126ZM128 100H129V102H128ZM136 100H138V102H135ZM155 100V101H154ZM96 101H99V102H96ZM122 103H120V102ZM126 101V102H125ZM161 101H162V99H161ZM181 101V102H180ZM87 102H88V100H87ZM95 102V103H94ZM104 104H103V103ZM124 102H125V104L126 103H129V104H124ZM133 103V105L136 103V105H138V107H141V108H138L136 105L135 106H133V105H131V103ZM135 102V103H134ZM146 102H148V103H146ZM158 102V104H156ZM190 104H189V103ZM84 103H86V104H84ZM91 103H93V104H91ZM102 105H101V104ZM105 103H106V105H105ZM167 103V102H166ZM179 103H181V104H179ZM87 104H88V107L90 108H84V106L85 107H87ZM96 104V105H95ZM107 104H108V106H107ZM120 104V105H119ZM156 104V105H155ZM179 104V105H178ZM104 105V106H103ZM122 105V106H121ZM192 105V106H191ZM102 106H103V108H102ZM105 106H107V107H105ZM128 106V107H127ZM133 108V111H131V107ZM155 106V107H154ZM156 106L158 107V109H160V110H157V108H156ZM186 106V107H185ZM187 106H189V108L187 107ZM190 106H191V108H190ZM210 106V108L211 109H214L213 110V112H212V110L210 109L209 111L207 110V108ZM91 107H93V108H91ZM143 107V108H142ZM145 107V108H144ZM168 107V108H167ZM102 108V109H101ZM105 108V109H104ZM108 108V109H107ZM122 108H123V110L125 111L127 108V112H124L123 110H122ZM126 108V109H125ZM134 108H137L136 110L134 109ZM154 108H156V110H157V114L159 115V116H161L160 114H161V111H162V115H164L163 117H165V119L167 120V123H166V121H165V119H163L164 121H162V120H160V118H159V116L158 115H156V110H154ZM192 108H194L193 109V111H192ZM195 108H196V110H195ZM224 108V109H223ZM88 109V114L87 113H85V110H87ZM122 111H121V110ZM139 109V110H138ZM140 109H141V113L142 114H140ZM187 109V110H186ZM90 110H91V112L93 113V117H92V113H90ZM145 110V111H144ZM147 110L149 111V112H147ZM180 110H176L177 112H179ZM189 110H190V113H189ZM196 111V113H194L195 111ZM97 111V112H96ZM121 111V112H120ZM131 111V112H130ZM150 111H151V113H150ZM158 111L160 112V114L158 113ZM184 111V112H183ZM185 111H187V113L185 112ZM207 111V112H206ZM211 111V112H210ZM95 112V113H94ZM100 112V113H99ZM111 112H113V113H111ZM129 112L133 115V117L134 116H137V120H136V117H134V121H135V123H134V121H132V116L129 114ZM134 112H136L135 114H134ZM192 112V113H191ZM208 112H210L211 114H208L207 116L210 118V119H208L207 117H206V113H208ZM109 113V114H108ZM115 113V114H114ZM127 115H126V114ZM137 113H138V115H137ZM184 113V114H183ZM185 113H186V115H190V114H193V115H191V117L189 116L188 118H189V120H192L193 121V124H194V128H190V127H192L193 126V124H191V121L190 122H188L189 124H191L190 125V127L188 128V126H189V124H187V120H185L186 118L185 117H187L186 115H185ZM89 114H90V116L92 117V119L94 120V117H95V120L93 121V122H90L91 120H89V118H91L90 116H89ZM96 114V115H95ZM111 114V115H110ZM223 114H220V115H223ZM125 115H126V118H125ZM176 115V114H175ZM180 115V114H179ZM104 116H103V114H102V117L104 118ZM107 116H109V117H107ZM120 116H122V117H120ZM128 116V117H127ZM139 116V117H138ZM101 116L99 117L100 118V121H101V119H103ZM107 117V118H106ZM124 117V118H123ZM149 117V118H148ZM162 117V116H161ZM162 117V118H163ZM196 117H198V116H196ZM217 117V118H216ZM128 118H129V120H128ZM141 118V119H140ZM144 118H147L148 119V123H147V121H145L146 119H144ZM179 118H181V119H179ZM183 118V119H182ZM191 118V119H190ZM98 119V118H97ZM116 119V120H115ZM118 119V120H117ZM140 119V120H139ZM149 119H151L150 121H149ZM197 119V118H196ZM216 119L218 120V122H215L216 121ZM89 120V121H88ZM113 120H115L114 122H113ZM186 121V122H181V121ZM188 120V121H189ZM195 120V121H194ZM229 120V121H228ZM78 121H79V119H78ZM106 121V122H105ZM118 123H117V122ZM121 121V122H120ZM124 121H129L128 123H129V126H127L128 125V123L127 122H124ZM152 121H153V124H152ZM226 121H228V122H226ZM245 121V122H244ZM88 122H90V123H88ZM99 122V121H98ZM112 123V125H111V123ZM132 122H133V124H132ZM137 122H141V123H138L139 125H140V127H138V125H136L137 124ZM149 122H151V123H149ZM167 124H165V123ZM174 122V123H173ZM229 122H231L232 124L233 123H235L236 124V126L233 124H231L232 126H234V127H232V128H230L231 126H229V129H230V131H228V130H226L227 128H228V126L226 125V124H228ZM116 123V124H115ZM125 123H127V125L125 124ZM183 123H184V125H183ZM202 123V124H203ZM79 124V123H78ZM89 124V125H88ZM115 124V125H114ZM118 124V125H117ZM147 124V125H146ZM169 124V125H168ZM186 124V125H185ZM229 124V125H230ZM248 124H249V126H248ZM79 125H81V123L79 124ZM125 125H126V127H125ZM134 125H136L138 128H140L139 130H140V132L141 131H143L144 129V131L146 132V134H147V131H148V133H149V137H151L152 135V137H154V138H148L149 140H150V142H151V146H153L152 145V143H156V146H153V147H150L151 148V154L149 153V156L147 155V153H148V151L146 152V155L147 156H143L144 158H147V160H145V161H147L146 162V164L143 166L142 165V156H140L139 155V152L141 151V150H139V151H137V152H134V153H132V149L130 150L129 148V150L131 151H128V150H126L125 152H127V158H126V153L124 154L125 155V157H122V155H123V153H122V155L119 153V152H123L120 148H116L115 149V146H113L112 144H114V145H118V144H120L121 146H123L124 145V143H126L127 141L124 139V135L122 134L121 135V133L122 132H124L125 131V134H126V132H127V134H128V132H131L132 133V131H130V129L132 130V126H133V129L136 127H134ZM152 125V126H151ZM174 125H175V128L176 129H172L173 127H174ZM182 125H183V127H182ZM219 125V124H218ZM217 125V126H218ZM94 125H92V127H93ZM99 126H101V123H99ZM112 126V127H111ZM122 126H123V128H122ZM131 126V127H130ZM145 126H146V128H145ZM153 126H154V128H153ZM185 126H187V127H185ZM215 126H214V128H215ZM216 126V127H217ZM226 126H227V128H226ZM81 127V126H80ZM125 127V128H124ZM128 127V129L129 130H127L126 128ZM150 127V128H149ZM164 127H165V129H164ZM166 127H169V129L167 130L168 132H166ZM170 127H172V128H170ZM245 127V128H246ZM94 128V127H93ZM92 128V129H93ZM97 128H99V127H97ZM96 128V129H97ZM138 128L136 129V130H138ZM142 128H144V129H142ZM218 128H219V126H218ZM85 129V130H86ZM92 129L90 130L91 132H92ZM96 129H93L94 131L96 130ZM120 129H124V131H121ZM126 129V130H125ZM142 129V130H141ZM154 129V130H153ZM182 129H185V130H182ZM215 129H217V128H215ZM79 130H83V129H79ZM84 130V131H85ZM100 130H101V128H100ZM99 129H98V131H97V133H98V135H101L102 136V134L101 133H99V131H100ZM139 130H138V132H139ZM147 130V131H146ZM150 130V131H149ZM151 130H153V132L151 131ZM236 130V129H235ZM242 130V131H243ZM87 132V131H86ZM239 132V131H238ZM241 132V131H240ZM78 133H79V131H78ZM96 133V132H95ZM112 133V134H111ZM92 134H94V133H92ZM95 135V134H94ZM109 135V136H108ZM148 135V134H147ZM93 136V135H92ZM114 136H115V134H114ZM115 136V137H116ZM127 136H129V138H130V133H129V135H127ZM126 135H125V137H127ZM167 137H170V138H168L169 140H167ZM132 138V137H131ZM157 138H160L161 140H162V142H159L158 140H156ZM127 139H128V137H127ZM135 139V141H136V139L137 138H134ZM154 139V140H153ZM244 139V140H243ZM243 139H240V140H243V141H247L248 139L247 138H243ZM124 140L126 141V142H124ZM138 140H140V139H138ZM147 140V139H146ZM146 140H144V141H146ZM172 141L171 143H168L167 141V143L168 144H164L163 143V141ZM103 141V140H102ZM105 141V140H104ZM128 141H129V139H128ZM141 141H143L142 139H141ZM139 142V143H142L141 145H135L136 147H142L143 146V149H142V151H144V144H145V142ZM164 141V142H165ZM96 142V143H95ZM122 142H124V143H122ZM134 141L132 140V143H133ZM147 142V141H146ZM100 143H102V142H100ZM107 143V142H106ZM129 143V142H128ZM131 143V142H130ZM129 143V144H130ZM135 143V142H134ZM133 143V144H134ZM138 143V142H137ZM138 143V144H139ZM88 144V143H87ZM92 144V145H91ZM99 144V143H98ZM147 144V143H146ZM149 144V143H148ZM147 144V145H148ZM103 145H104V143H103ZM119 145V146H120ZM127 145V144H126ZM131 145V147L132 146H134V145H132V144H130ZM161 145V146H160ZM177 145H178V147H180L181 146V148H177ZM101 146V145H100ZM120 146V147H121ZM134 146V148L136 149V147ZM148 146H150V145H148ZM163 146V147H162ZM168 146V147H167ZM77 147V148H78ZM124 147V146H123ZM126 147H128V146H126ZM125 147V148H126ZM157 147H159V149H160V151H159V149L157 148ZM122 148V147H121ZM133 148V147H132ZM147 148V147H146ZM164 148V149H163ZM81 149H83V150H81ZM117 149H119V150H117ZM137 149H139V148H137ZM161 149H163V150H161ZM90 150V154H91V151H94L95 153H97L98 155L100 154V159L98 158L97 160L101 163V165L103 164L102 162H103V160L105 161L104 162V165L106 166V162L107 161H110V163L112 164V167L114 168L115 166H116V168H117V166H118V168L119 167H121L122 165H124V168H123V166L120 168V170H122L121 172L120 171H118L117 169L115 170V172H113V170L115 169H113L112 171L111 170H109V171H107V167H108V169H109V166L108 165H110L109 164V162H107V167H104V166H100V163L96 160V162H95V160H94V154H93V158L91 157V155H88V151ZM123 150H124V148H123ZM134 150V149H133ZM148 150H149V148H148ZM85 151V152H84ZM136 151V150H135ZM141 151V152H142ZM165 151V152H164ZM167 151V152H166ZM77 152H78V154H77ZM85 154H84V153ZM106 152V153H105ZM129 152V153H128ZM150 152V151H149ZM182 152V153H181ZM230 152V151H229ZM228 152V153H229ZM238 152H240V151H238ZM72 153H73V151H72ZM132 153V154H131ZM135 153H138L137 155L135 154ZM143 153V152H142ZM154 153V154H153ZM179 153H181V155L179 154ZM243 152H240V154H242ZM112 154V155H113ZM153 154V155H152ZM239 153H237L236 151H232V157H231V155L230 154H228L229 155V157H231V158H228V161H229V163L231 162V165H228L227 164V166L230 168V170H229V172L231 173V174H228V167L226 168V171H227V175H226V172L224 173V177H225V180L223 181V183L224 182H226V184H227V181L229 180V183L230 184H232V187L234 188V187H236V189L234 188V190H233V193L232 194H230V191H232V190H230L229 189V193L228 194H230V195H233L234 194V191H235V196L237 197V195H238V193H237V195H236V190H237V183H238V191L237 192H239V191H241V193H239V194H241L239 197H241L242 195H243V193L242 192H244V195H243V197H241V198H239V197H237L238 198V202H239V206H241V205H243V207H240V208H242V210H240V209H237L236 211H238V213L237 214H239L240 212V214H239V216L240 215H242V218L240 219V220H237L238 219V217L239 216H237V214L236 213H229L230 214V216H234V217H232L231 218V220L233 219V221L234 222H231V225H233V226H230V224H229V226H228V228L230 229L228 232H230L231 230L232 231H234L235 232V234L237 235V237H240V238H238L239 240V242H242L241 244H239V246L237 245L236 246V248L238 249L237 251H240V252H236V254H235V256L236 255H238L239 254V258L238 257H235L236 258V261H238L239 263H242L243 262V264H247V262L250 264V263H256V261L257 260H254V256H256L255 254L257 253V246H256V240L255 239H253V238H256V235H257V232H256V234H253V230H255V227L254 226H256L257 224H258V220L256 221V223L255 222H253V218H254V216H256L255 214L257 213V212H255V211H253L254 209H253V207L254 206H251V205H253L252 203H253V201H252V199H253V196H255V190L254 191H251V192H253L254 194L253 195H251L250 194V190L253 188L254 189V186H251V185H249V184H247L246 186H247V188H248V190H247V188H246V190H244L243 191V188L244 187H246V186H243L242 184L245 182H250V180H252V178H250V176H252L251 174H249V173H252V172H248V174L247 175H249L248 176V178L247 179H245V177L247 176H243V174H242V176H243V178H244V180L245 181H242L243 180V178H241V174H239V172L241 173L242 172V170H239V169H241V168H244V169H246V164L248 165V163H246V164H244V162H243V160H246V158H244L246 155H243L242 154V156H244L243 158L241 157V155H240ZM84 156L83 158H81V156ZM98 155H96V156H98ZM114 155H113V157H111V158H114ZM134 155V156H133ZM136 155V156H135ZM143 155H145V154H143ZM162 155V159L163 160H160V156ZM227 155V156H228ZM87 156H90L89 158L90 159H86L87 158ZM138 156H140V158L138 157ZM152 158H151V157ZM133 157H135V158H139L141 161H137L135 158H133ZM154 157V158H153ZM170 157L172 158V159H170ZM181 157H183L182 159H181ZM247 157V156H246ZM93 160H92V159ZM134 159V162H132V160ZM137 158V159H138ZM150 158H151V160H150ZM95 159H96V157H95ZM138 159V160H139ZM154 159H155V161H154ZM172 160V161H170L169 162V164H167V162H168V160ZM232 159H233V162H232ZM237 161H236V160ZM247 159H248V157H247ZM119 160V159H118ZM165 160V161H164ZM177 160V161H176ZM181 162H180V161ZM183 160V161H182ZM87 161H89V162H87ZM94 161V162H93ZM145 161H143V163H145ZM158 161H161L162 162V164H160L161 162H158ZM167 161V162H166ZM246 161H248V160H246ZM135 162H139L138 164L137 163H135ZM238 162V163H237ZM240 162H243V163H240ZM249 162V161H248ZM125 163V164H124ZM136 164V166L138 167V168H142V169H137L136 168V170L134 169V165ZM140 163H141V165H140ZM165 163L167 164V165H165ZM159 164V165H158ZM185 164V165H184ZM186 164H187V162H185V163H182V165L184 166H182L181 164H180V167L178 168V167H176V168H178V169H180L181 171H182V168H183V171L185 170V171H187L186 169H187V166H186ZM235 164V165H234ZM114 165V166H113ZM131 165H133L134 167L132 168L131 167V169H130V166ZM163 165V166H162ZM170 165V166H169ZM83 166H84V168H83ZM92 166H93V168H92ZM141 166V167H140ZM146 166V167H145ZM151 167V168H149V167ZM177 166H179V164L177 165ZM232 166V167H231ZM85 167H86V169H87V172L89 173V174H91V172L93 171V169H95L93 172H94V174L95 175H93V174H91L92 176H90L85 170ZM88 167H89V169H88ZM111 167V166H110ZM174 167V168H175ZM123 168V169H122ZM143 168H146V169H143ZM159 169V171L158 172H161V174L159 173H157V170ZM175 168V169H176ZM185 168V169H184ZM236 168H239V169H237V171H236ZM248 168V167H247ZM85 169V170H84ZM92 169V170H91ZM125 169V170H124ZM151 169V170H150ZM162 169V170H161ZM248 169H250V171L252 170V168L249 166V168ZM89 170V171H88ZM124 170V171H123ZM161 170V171H160ZM235 170V171H234ZM238 170H239V172H238ZM247 170V169H246ZM246 170H243V172L242 173H244ZM96 171H98V172H96ZM111 171V172H110ZM118 171V172H117ZM249 171V170H248ZM78 172H77V174H78ZM130 174H129V173ZM233 172H237V174H239L240 175V177L239 176H236L235 177V173L234 174H232ZM85 173V174H84ZM88 175H87V174ZM157 173V174H156ZM168 173H169V175H168ZM172 175H171V174ZM174 173H175V175L176 176H173L174 175ZM246 173V172H245ZM97 174V175H96ZM98 174H99V176H98ZM137 174H138V176H137ZM164 174H167V175H164ZM236 174V175H237ZM143 175H145V177L143 176ZM149 176V178H148V180H147V177ZM229 175H231L230 177H232V175H234V177L235 178H237V180H235V178L234 177H232L231 179L232 180H234L235 182H236V184H234L235 182L234 181H232L230 178H229ZM95 176V177H94ZM97 176V177H96ZM117 177V178H115V177ZM122 178H121V177ZM124 176V177H123ZM147 176V177H146ZM162 176V177H161ZM228 176V177H227ZM98 177H100V178H98ZM161 177V178H160ZM177 177V178H176ZM239 177V178H238ZM91 178V179H90ZM92 178H93V180H92ZM112 178V179H111ZM113 178H115V179H113ZM131 178V179H130ZM140 178V179H139ZM234 178V179H233ZM81 179H83V180H81ZM101 179V180H100ZM108 179V180H107ZM119 179H121V180H119ZM133 182V183H130V180ZM136 179V180H135ZM139 179V180H138ZM142 179V180H141ZM147 181H146V180ZM165 179V180H164ZM179 179V180H178ZM238 179H239V181H240V183L238 182ZM145 182H144V181ZM227 180V181H226ZM231 180V181H230ZM246 180H248V181H246ZM83 181H85V182H83ZM95 181H96V184H95ZM99 181V182H98ZM100 181H102V182H100ZM117 181V182H116ZM120 181H122V182H120ZM119 182V183H118ZM174 182H176V183H174ZM233 182V183H232ZM242 182V183H241ZM19 183V184H18ZM81 183H84L85 185H83V184H81ZM110 184V185H108V184ZM223 183H222V185H223ZM228 183V184H229ZM22 185V186H19V187H17V188H15L16 186H18V185ZM106 184V185H105ZM117 184V185H116ZM121 184V185H120ZM139 184V185H138ZM145 184V185H144ZM176 184V185H175ZM225 184V185H226ZM240 184H241V186L242 187H240ZM250 184H253V181H251L250 182ZM12 185V186H11ZM13 185L15 186L14 187V189L12 188L13 187ZM75 185V186H74ZM81 186V187H79V186ZM96 185V186H95ZM113 185H115L114 187H113ZM127 185V186H126ZM156 185V186H155ZM234 185V186H233ZM248 185L249 186H251L250 187V189H249V187H248ZM25 186V187H24ZM83 186H84V188H83ZM136 186V187H135ZM140 186V187H139ZM168 188H167V187ZM175 186V187H174ZM177 186V187H176ZM9 187H11V191H16L17 193H18V198L19 197H21L22 199H20V200H18V198H17V200H18V202H17V200L15 201L13 198H11L10 196L12 195V197H15V195L14 194H16L17 195V193L15 192V193H12L11 191H10V189H8ZM33 187V188H32ZM36 187V188H35ZM90 187V188H89ZM131 187V188H130ZM146 187H147V189H146ZM150 187V188H149ZM231 186H229V188H230ZM231 187V188H232ZM240 187V188H239ZM3 188V189H2ZM6 188L8 189L7 191H10L11 193H7V191H6ZM22 188H24L23 189V192L25 193V198L22 196V193H21V189ZM80 188V190L78 191V189ZM104 188V189H103ZM136 188V189H135ZM140 188V189H139ZM148 188H149V191H148ZM177 188H178V190L180 191L181 189H186L185 191L187 192V194L185 193V194H183L184 193V191L181 193V194H178V193H176L178 190H177ZM181 188V189H180ZM223 188V187H222ZM225 188V187H224ZM223 188V189H224ZM40 189H41V191H40ZM89 189V190H88ZM101 189V190H100ZM135 189V190H134ZM155 189L156 190H159V191H156L155 192ZM190 189V190H189ZM222 189V190H223ZM227 189H228V187H226V190H223L224 192L226 191V192H228L227 191ZM241 189V190H240ZM245 189V188H244ZM45 191V193H46V195H48L50 192H51V194H49L48 195V198H47V196L44 194V191ZM138 190V191H137ZM163 190V191H162ZM188 190H189V192H188ZM3 191V192H2ZM6 191V193H4ZM13 191V192H14ZM21 193V195H20V193ZM60 193H59V192ZM63 193H62V192ZM65 191V192H64ZM77 191H78V193H77ZM92 191V192H91ZM105 191V192H104ZM144 191V192H143ZM146 191V192H145ZM151 191H153V192H151ZM162 191V192H161ZM166 191V192H165ZM170 191H171V193H170ZM174 191H175V194H174ZM249 191V192H248ZM28 192V193H27ZM30 192H32V194H30ZM40 192V194H37V193H39ZM42 192V193H41ZM49 192V193H48ZM58 192V193H57ZM124 192V193H123ZM139 192V193H138ZM150 192V193H149ZM169 192V193H168ZM181 192V191H180ZM246 192V193H245ZM36 193V196L37 197H35V194ZM53 193V194H52ZM90 193V194H89ZM93 193H94V195H93ZM97 193V194H96ZM117 193V194H116ZM120 195H119V194ZM137 193H138V196H137ZM144 193V194H143ZM145 193H147V194H145ZM151 194V193H153V195L151 194V195H149V194ZM156 193V194H155ZM159 193H161V194H159ZM166 193H167V196L166 197H168V194H174V196L172 195L171 197H175L174 199H176L178 202H180V203H182L183 201L184 202H188V195L191 197V201H192V203H191V206L190 205H188V207L189 208H191V209H189L188 208V211H187V209H186V212L189 214L188 216L189 217H186L187 216V213L186 212H184V210H185V203L184 204H182L183 206H181V204L180 203H178V202H176V206L174 205V200L172 199V200H170L169 199V197H168V199H166V197L164 198V196L166 195ZM3 194V195H2ZM81 194V195H80ZM89 194V195H88ZM106 194V195H105ZM124 194V195H123ZM126 194V195H125ZM165 194V195H164ZM177 194V195H176ZM249 194V196L248 197H250L251 199H247V195ZM7 195V196H6ZM28 195V196H27ZM39 195V196H38ZM53 195V196H52ZM105 195V196H104ZM111 196V197H109V199L107 198V199H105L107 196ZM114 195H116V196H114ZM127 195H128V197H127ZM130 195V196H129ZM134 195H136V197L134 196ZM143 195V197H144V199H143V197H141ZM148 195H149V197H148ZM161 195H163V196H161ZM184 195V196H183ZM246 195V196H245ZM10 197V200L12 199V201H10L9 202V197ZM27 196V197H26ZM63 196V197H62ZM89 196H90V198H89ZM93 197V199H92V197ZM96 196H98V197H96ZM103 197V199H102V197ZM124 196V197H123ZM126 196V197H125ZM155 198H154V197ZM159 197V199H160V201H159V199H158V197ZM17 197V196H16ZM33 197V198H32ZM77 197V196H76ZM97 199H99V201H97V204H95L94 202H93V200L95 199V198ZM105 197V198H104ZM114 197H115V199H117V202H116V200L114 199ZM120 197V198H119ZM131 197H132V199H131ZM139 197V198H138ZM146 197H147V199H146ZM153 197V198H152ZM183 197V198H182ZM190 197H189V199H190ZM193 197V198H192ZM244 197H246V199L244 198ZM5 198V199H4ZM7 198V199H6ZM40 200H39V199ZM89 199V201H90V205H89V202H88V199ZM119 198V199H118ZM131 200H129V199ZM179 198V199H178ZM185 198H187V199H185ZM228 198V197H227ZM232 198V197H231ZM233 198H234V196H233ZM243 198V199H242ZM37 199V200H36ZM91 199H92V202H91ZM112 199V200H111ZM114 199V200H113ZM125 199V200H124ZM127 199V200H126ZM135 199V200H134ZM137 199H139V200H137ZM141 199V200H140ZM145 200V203H143L142 201L143 200ZM162 199L164 200V201H162ZM220 200L222 199V197H220L219 198ZM230 199V198H229ZM229 199H227V202H228V200ZM3 200H5V201H3ZM7 200V201H6ZM102 200L104 201V203L105 202H108V204L109 205H111V203H113V205H111V210H110V206H108V204L107 203H101L102 202ZM109 200V201H108ZM147 200L149 201V202H147ZM153 200H155V201H153ZM168 200V201H167ZM170 200V201H169ZM183 200V201H182ZM194 200V201H193ZM248 200V201H247ZM95 201V200H94ZM119 205V203H120V205L121 206H117L116 204H115V202ZM120 201V202H119ZM124 201V202H123ZM126 201H128V202H130V204L129 203H126ZM137 201H139V203L137 204ZM157 201H159L158 203H161L162 204V206L160 205V204H158L157 203ZM168 203H166V202ZM190 201V202H191ZM223 201H226L225 199L224 200H222L221 202L223 203ZM233 201H236V198L233 200ZM245 201V202H244ZM24 202V203H23ZM100 204H99V203ZM154 202V203H153ZM172 202H173V204H172ZM189 202V203H190ZM230 202V201H229ZM247 202V203H246ZM9 204V206L8 205H6V204ZM12 203V204H11ZM91 203H92V205H91ZM148 203H149V205H148ZM151 203V204H150ZM178 203V204H177ZM195 203V204H194ZM220 203V202H219ZM226 203V202H225ZM236 203H237V201H236ZM243 203V204H242ZM15 204V205H14ZM20 204V206H21V211L20 210H17V209H15L16 207H18V209H19V205ZM101 204H103V205H101ZM123 204H125V205H123ZM127 204L128 205H130L129 207L127 206ZM136 204H137V207H139V208H137L136 209ZM169 204H170V206H169ZM188 204V203H187ZM199 204V205H198ZM221 204V203H220ZM227 204V203H226ZM229 205L231 204V202L230 203H228ZM245 204H247V206L245 205ZM251 204V205H250ZM8 206V208H9V210H6L7 212H12V213H9L10 215H12V216H7V212H5V210L3 209V208H6V206ZM17 205V206H16ZM22 205L24 206L23 208H22ZM38 205V208H40V205H42V208L40 209L41 211L39 212L38 210L39 209H37V206ZM97 205V208L95 207ZM132 205H133V207H132ZM134 205H135V207H134ZM141 205H142V207H141ZM151 205V206H150ZM163 205H167V207H164ZM178 205H180L182 208H184L183 209V211H182V208H180V206H179V208H180V210L179 209H177V211H174V210H176L175 208L176 207H178ZM193 205V206H192ZM194 205L198 208V210L199 209H201V211H199L198 213H201L202 215H203V217L202 218H200L199 217V215L200 216H202L201 214H197L196 213V211L197 210H193L194 208H196V207H194ZM215 205V204H214ZM232 205H233V203H232ZM235 205V204H234ZM238 205V204H237ZM237 205H235V206H237ZM249 205V206H248ZM14 206H15V208H14ZM27 206V207H26ZM94 206V208L92 209V207ZM107 206L109 207V208H107ZM112 206H113V208L114 207H116L115 209H117V210H115L114 209V211H113V209H112ZM124 206H126V208L124 207ZM173 206V207H172ZM187 206V205H186ZM228 206V205H227ZM226 206V207H227ZM25 207H26V209H25ZM29 207V208H28ZM30 207H33V208H31L30 209ZM101 207H103V208H101ZM107 209H106V208ZM119 207H120V209H119ZM122 207V208H121ZM149 209H147V208ZM192 207H194V208H192ZM225 207V208H226ZM245 207V208H244ZM247 207H249L248 208V210H246L247 209ZM16 210V213L19 211V214L17 213H14L12 210ZM123 208L125 209V211L123 210ZM154 208V209H153ZM167 208H170V210H171V208L172 209H174V210H172V211H170V213H169V210L167 211ZM210 209V211L212 212L211 214L208 212V210ZM219 207H218V209H220ZM230 208V207H229ZM231 208H232V206H231ZM235 208V207H234ZM234 208H232V210H230V211H233V209ZM236 208H238V207H236ZM246 210V211H244V209ZM253 209V210H249V209ZM23 209H25V210H23ZM37 209V210H36ZM94 209H96L97 210V213L96 212H94ZM143 209V210H142ZM151 209H153V212L151 211ZM167 211H165V210ZM208 209V210H207ZM33 210V211H32ZM35 210L37 211V213H34L35 212ZM42 210H44L43 212H42ZM86 210V209H85ZM84 210V212H86ZM88 210V209H87ZM95 210V211H96ZM110 210V211H109ZM190 210L193 212V214H192V212L190 213ZM204 210H206L207 212H205L204 213ZM229 210V209H228ZM135 211H134V213H135ZM140 211V212H139ZM162 211L163 213L164 212H166V213H169L168 215L169 216H167L166 215V213H165V215L164 216H167V217H165V219H162V220H160V218H162L161 216H163L162 215V212L160 213V212ZM182 211V212H181ZM251 211V212H250ZM3 212V213H2ZM20 212L22 213L21 214V216H23L24 218H22L21 216H20ZM42 212V213H41ZM89 211L87 212V213H90ZM100 212L97 214V218L98 217H100ZM116 212V213H115ZM147 212V213H146ZM151 212H152V214H151ZM186 213V215L184 214V215H182L181 213ZM203 212V213H202ZM225 212V211H224ZM227 212V211H226ZM242 212H243V214H242ZM254 213L255 212V214H253L252 215V217H251V213ZM5 213V215L7 216H4L3 214ZM30 213V214H29ZM80 213V212H79ZM87 213H84V215L85 214H87ZM105 213H102L103 214V216H101V217H106V214ZM144 213H145V215H144ZM150 213V214H149ZM172 213H174V214H176V216L175 215H172ZM180 213V214H179ZM14 214L15 215H17V216H20L19 218L16 216H14ZM27 214V215H26ZM29 214V215H28ZM39 214V215H38ZM41 214H42V216H43V214H44V216L43 217H45V218H42V216H41ZM92 214H91V217L90 218H92ZM94 214H93V216H94ZM154 214H155V218H154ZM178 214V215H177ZM191 214H192V216H193V218L191 219ZM208 214V215H207ZM210 214V215H209ZM25 215V216H24ZM34 215V216H33ZM35 215H36V218H35ZM81 217H79V216H76V217H78L77 219H75V218H73L74 220H75V222H76V220L78 221L77 222V224L81 227V226H86L87 227V230L89 229V231H95V229H96V231H95V233H97L100 229H101V227H100V221L102 222V220H101V218L99 219L98 218V220L96 219L95 220V216L92 218V219H90L89 217H88V214H87V219H89V222H87V220L85 219L86 217H84V215H83V212H81L80 214H79ZM99 215V216H98ZM151 215L153 216V217H151ZM159 217H157V216ZM171 215V216H170ZM181 215V216H180ZM221 215V216H220ZM27 216V217H26ZM30 216H32V217H34L33 219H31L30 218ZM86 216V215H85ZM89 216H90V214H89ZM150 216V217H149ZM173 216H174V219L177 217L178 218V216H179V218L181 217V221H180V223H178L179 222V220L180 219H178L176 222L177 223H175L174 221V219H172L173 218ZM191 216V217H190ZM214 216V217H215ZM223 216V217H222ZM244 216V217H243ZM3 218V220H2V218ZM84 217V218H83ZM136 217V216H135ZM199 217V218H198ZM256 217H258V216H256ZM12 218V219H11ZM20 218H22V219H20ZM28 218V219H27ZM40 218V219H39ZM42 218V219H41ZM149 218H152V219H150V220H148ZM164 218V217H163ZM176 218V219H177ZM186 218H188V219H186ZM205 218H209V219H207V221H206V219ZM210 218H211V220H210ZM215 218H217V217H215ZM235 218V219H234ZM240 218V217H239ZM249 218V219H248ZM15 219H16V221H15ZM20 219V220H19ZM29 221V223L32 221H34L33 223L31 222L30 224H28V221ZM45 220V224L43 223L44 222V220ZM80 219V220H79ZM85 219V220H84ZM158 219H159V221H164V220H166V221H164V222H166V224L168 225L167 227L164 225L162 228H160L159 230H158V232L157 233H154V234H152L151 236H149L146 240H144L142 243H138L139 244V246H140V248L138 249V250H135L134 249V246L135 245H137V242H138V240L140 239V238H142L143 236H146L145 234H148V232L150 233V230L151 229H148V230H146V228H148L149 226L152 228L153 227V225H154V222L152 221V220H155L156 222L155 223H160L159 221H158ZM196 219H199L198 221L199 222H197V220ZM224 219V220H223ZM243 219V220H242ZM247 221H246V220ZM255 219V218H254ZM258 219V218H257ZM19 220V224L20 223H22V225H23V223H24V225H26V227L25 226H22V225H17L18 224V221ZM22 220H24V221H22ZM40 220H42V221H40ZM74 220H72L73 222H74ZM143 220V221H142ZM167 220H168V222H167ZM172 220V221H171ZM210 220V221H209ZM225 220H226V222H225ZM252 221V222H250V221ZM7 223H6V222ZM40 221V222H39ZM47 221V222H46ZM71 221V219H64V224H65V227H66V229H67V231H65V232H68V230L70 231V234H71V237L72 236H74L72 239H71V241L72 242H74V240H75V242L74 243H72V242H68V238L66 239L67 240V242L69 243H65V247H67V249H69V251H71L72 249H71V247H73L72 245H77V247L75 246V249L76 248H78V247H80L81 245H84V244H86V239L88 238L89 239V237H91V236H89V235H92L91 234V232H90V234H89V232L87 231L86 232V230H85V232H86V234H87V238H85L86 236L84 235V237H83V232H84V229L86 228V227H81V228H79V231H80V229H83V230H81V232H79V231H77L76 230V232H75V229H77L76 227H75V225H77V224H75V222H74V224H73V222ZM81 221V222H80ZM85 221V222H84ZM91 221V222H90ZM95 221V222H94ZM96 221H99L97 224H96ZM134 221V222H135ZM148 221H151L150 223H146V222H148ZM169 221H171L170 222V224H169ZM185 223H184V222ZM189 223H187V222ZM200 221H202V222H200ZM211 221H213V222H211ZM237 221V223H235ZM245 222V224H244V222ZM10 222V223H9ZM11 222H14V223H11ZM72 222V223H71ZM142 222V223H141ZM145 222V225L143 224ZM194 222V223H193ZM204 222V223H203ZM211 222V223H210ZM238 222H239V224H238ZM243 222V223H242ZM36 223V224H35ZM38 223V224H37ZM39 223L41 224L40 225V227H39ZM80 223H83V224H81L80 225ZM86 225H85V224ZM140 223V224H139ZM175 223V224H174ZM189 225H187V224ZM190 223H193L192 225L190 224ZM227 223V224H226ZM243 225H242V224ZM249 223H251V224H249ZM5 226H4V225ZM11 224H13V225H11ZM31 224H33V225H35V226H32ZM141 224H143V225H141ZM150 224H153V225H150ZM171 224L173 225V226H171ZM195 224V225H194ZM197 224V225H196ZM17 225V226H16ZM28 225H29V227H28ZM137 225H135V226H137ZM146 225H147V227H146ZM156 225V224H155ZM179 225V226H178ZM183 225H184V228H183V230H182V227H183ZM219 225V224H218ZM236 225V226H235ZM253 225V226H252ZM15 226V227H14ZM30 226L32 227V230L30 231L29 229H30ZM46 226V227H45ZM102 226V225H101ZM194 226H195V228L197 227V228H199V230L196 228V230H198V231H196L195 230V228H194ZM209 226H207V228L208 229H204V230H206L205 231V234L207 235V232L209 231V230H212V227L210 226V228L211 229H209ZM221 226V225H220ZM219 226V227H220ZM240 226H241V228L242 229H240L239 230V228H240ZM251 226V227H250ZM0 227V231L1 232H3V229ZM33 227H35L36 229H34L33 230ZM42 227V228H41ZM49 227H50V225H49ZM90 227V228H89ZM100 227V228H99ZM149 227V228H150ZM253 227V228H252ZM258 226H256V230L255 231H257L258 230V228H257ZM29 228V229H28ZM45 228V229H44ZM94 228V229H93ZM142 228H144V231L142 230ZM175 228V227H174ZM206 228V227H205ZM228 228H225V230L226 229H228ZM235 230H234V229ZM19 229V228H18ZM25 229H27V230H25ZM41 229V230H40ZM44 230V232H43V230ZM47 229H48V231H47ZM50 229H52V231L50 230ZM59 229H60V227H59ZM91 229V230H90ZM98 229V230H97ZM176 229V228H175ZM174 229V230H175ZM185 229V230H184ZM192 229H194V230H192ZM214 230L213 231H215V229H216V231L215 232H217V231H219V229L222 231V235H219V234H221V231L220 232H217V234H216V236L215 237H217V235H219L220 236V238L218 237V240H216V238L215 237H213L211 234H208L207 236L204 234V230H201V231H203V232H201V235H204L205 237H207V238H205V239H207L206 241V243H207V245H208V243L211 245L212 243L214 244V242L215 243H217V244H215L214 246L213 245H211L212 247H214V248H216L217 247V245H218V242L220 243L221 242V236H222V239H224V240H226L227 242H228V240H229V238L230 237H235L236 235H234V236H232L233 234H234V232H232V235H230V237L228 236V234H225V231H224V229H222L221 227L218 229L217 227H214L213 228ZM246 229V230H245ZM6 230H8V228L6 229H4V232L6 231ZM20 230V229H19ZM23 230V231H22ZM24 230L25 231H27V234H28V236H27V234H26V232H24ZM29 230V231H28ZM36 230V231H35ZM51 232H50V231ZM182 230V231H181ZM33 231H34V234H33ZM37 231H39V232H37ZM139 231H143V233L141 232H139ZM191 231H193V232H191ZM213 231H212V234H213ZM238 232V234H237V232ZM250 231V232H249ZM251 231H253L252 232V234H251ZM30 232H31V234H30ZM40 232H41V234H40ZM45 232H47V234H45ZM59 232V231H58ZM73 232H74V234H73ZM77 232H78V235H77ZM187 232V231H186ZM194 232H195V235H194ZM209 232H211V231H209ZM239 232H240V234H239ZM159 233H161V234H159ZM33 234V235H32ZM44 236H43V235ZM49 234H51V235H49ZM52 234H54L53 236H55L56 235V239L52 236ZM59 234H60V232H59ZM81 234V235H80ZM93 234H94V232H93ZM163 234V235H164ZM175 234V235H176ZM250 234H251V236H250ZM16 235H17V232H16ZM47 235V236H46ZM158 235H159V237H158ZM162 235V236H163ZM174 236V240L178 237V236ZM200 235V234H199ZM240 235V236H239ZM242 235H243V237H242ZM255 235V236H254ZM18 236V235H17ZM30 236V237H29ZM46 236V237H45ZM49 236V237H48ZM93 236V235H92ZM142 236V237H141ZM210 236H212L213 238V240H214V242H212L211 240V238H209ZM249 236H250V238H249ZM27 237H28V239L30 240V242H29V240L27 239ZM68 237V236H67ZM242 237V238H241ZM244 237H246V238H244ZM45 238V239H44ZM46 238H48L47 239V241H46ZM69 238H70V236H69ZM75 238V239H74ZM83 238H85L84 240H83V243H81V239H83ZM236 238V237H235ZM250 240H249V239ZM252 238V239H251ZM16 239H17V237H16ZM32 239V240H31ZM38 239V240H37ZM39 239H41V240H39ZM44 241H43V240ZM55 239V240H54ZM64 239V240H65ZM74 239V240H73ZM79 239H80V241H79ZM191 239H193V238H191ZM241 239V240H240ZM51 240V241H50ZM53 240V241H52ZM208 240H210L209 242H208ZM220 240V241H219ZM224 240H222V241H224ZM233 240H235V239H233ZM233 240H231V241H229V243L227 244L226 243V241H224V243H226L224 246L225 247H227L226 249H228V246L230 245V247L229 248H231V249H228V250H232V247H235V241L233 242L234 244H232V241ZM244 241V243H243V241ZM246 240V241H245ZM34 241V242H33ZM35 241H37V244H36V242ZM85 241V242H84ZM218 241V242H217ZM237 241V242H238ZM255 243H254V242ZM17 242H18V240H17ZM32 242H33V244H32ZM39 242H41L40 244H39ZM43 242V243H42ZM45 242H49L48 244L47 243H45ZM59 243V246L57 245L58 243ZM61 242H62V244H61ZM146 242V243H145ZM211 242V243H210ZM231 242V243H230ZM236 242V243H237ZM20 243H22V244H20ZM31 243V244H30ZM76 243V244H75ZM145 243V244H144ZM224 243H220L221 244V247H223L224 248V246H223V244ZM41 245V247H39V245ZM47 244V245H46ZM53 245V246H51V245ZM54 244L56 245V246H54ZM68 244V245H67ZM72 244V245H71ZM238 244V243H237ZM31 247H30V246ZM37 245V246H36ZM170 245V244H169ZM210 245H208V248L209 249H212L211 247H210ZM228 245V246H227ZM232 245H234V246H232ZM240 245H242V248H241V246ZM243 245H245V246H243ZM28 246V247H27ZM44 246H46V247H44ZM71 246V247H70ZM167 245H165V247H166ZM171 246V245H170ZM169 246V247H170ZM51 247V248H50ZM64 247V246H63ZM219 245H218V247L216 248V249H214V251L213 250H211V251H213L214 252V254H215V252L217 251L219 254H220V256L222 257L221 259L222 260H224V261H232L233 259H234V257H233V259H232V257L231 256H229V257H231L230 259H229V257H227L226 259H225V257L227 256V254L225 255L224 253H226V252H224L223 253V251L224 250H226V249H223L222 250V248H221ZM239 247L241 248V250L239 249ZM249 249H248V248ZM31 248V249H30ZM37 248V249H36ZM53 248V249H52ZM81 248V247H80ZM123 248H125V249H123ZM147 248V252H146V249ZM236 248H235V250L234 251H236ZM30 249V250H29ZM34 249V250H33ZM47 249V250H46ZM50 249V250H49ZM60 249V250H59ZM64 249V248H63ZM66 249V248H65ZM64 249V250H65ZM71 249V250H70ZM73 249H74V247H73ZM75 249H74V251H75ZM130 249V250H129ZM144 249V251L146 252V254L144 253V252H142V250ZM165 249H171V247L170 248H164L163 247V249H161V251H162V254H163V252H165ZM243 249H244V251H243ZM250 249H251V251H250ZM32 250H33V252L34 253H32ZM36 250V251H35ZM39 250V251H38ZM42 250V251H41ZM54 250V251H53ZM79 249H77V251H78ZM216 250V251H215ZM249 250V251H248ZM28 251V252H27ZM47 251V252H46ZM56 251V252H55ZM76 251V252H77ZM118 251V252H117ZM120 251V252H119ZM169 251H171V250H169ZM222 251V253H220ZM243 251V253H241ZM248 251V253H246ZM58 253L59 255L58 256H60V257H62V258H60V259H57V258H59L58 256H57V258H55L56 257V255L54 256V254H52V253ZM64 252H66L67 253V250L66 251H64ZM78 252H83V251H81V249L78 251ZM77 252V253H78ZM213 252H211V253H213ZM23 254V255H21V254ZM36 253V254H35ZM71 253L72 254H68L70 257H72L73 255H76V256H73V259L75 260V263H77V264H79L78 263V260H83V259H80V258H85V257H87V259L89 258V256H87V255H85V254H83V253H80V254H83V255H80V254H78L79 256H77V254H75V253H73V251H71ZM159 253L161 254V252H160V250H159ZM158 252H157V254H158V256H159V258H160V254H159ZM166 253H168L167 251H166ZM166 253H164V255L166 254ZM217 253V254H218ZM227 253H228V251H227ZM232 253H233V251H232ZM244 253L246 254V257H245V255H244ZM252 253V254H251ZM19 256H18V255ZM47 254V255H46ZM217 254H216V256H217ZM22 256V258H21V256ZM38 255V256H37ZM52 255V256H51ZM136 255V256H135ZM167 255V254H166ZM230 255H232L231 253H230ZM18 258H17V257ZM48 256V257H47ZM51 258H50V257ZM69 256L67 257V259H69ZM133 256H135V257H137V259L135 258V257H133ZM139 256V257H138ZM219 256V255H218ZM217 256V258H219ZM27 257V258H26ZM34 257V258H33ZM36 257H37V259H36ZM42 257V258H41ZM77 257V258H76ZM121 257V258H120ZM149 257V258H150ZM166 257V256H165ZM165 257H163V255L161 256V258H165ZM243 257H245L244 259H243ZM20 258H21V260H20ZM159 258H157V259H159ZM161 258H160V260H161ZM237 258L239 259V260H237ZM249 260H248V259ZM257 258H258V253H257ZM256 257H255V259H257ZM9 259H8V261H9ZM26 259V260H25ZM31 259V260H30ZM55 259V260H54ZM72 258H70L69 260L70 261H72L71 260ZM93 259V258H92ZM120 259V260H119ZM11 260H10V262H11ZM16 260V261H15ZM44 260V261H43ZM58 260V261H57ZM60 260V261H59ZM61 260H64V262L63 261H61ZM74 260L72 261V262H74ZM241 260H243V261H241ZM245 260H247L246 261V263H245ZM250 260H251V262H250ZM12 261V262H13ZM26 261V262H25ZM50 261V263H48V262ZM56 261V262H55ZM85 261V260H84ZM84 261H81V264H89L88 263V261H90V258L88 259V260H86L87 262H84ZM103 262H104V260H102ZM101 261V262H102ZM159 261V260H158ZM158 261H157V263L156 264H158ZM235 261V260H234ZM22 262V263H21ZM30 262V263H29ZM39 262H41V263H39ZM61 262H63V263H61ZM67 262H69V261H66V263ZM71 262V263H72ZM104 263V264H105ZM69 264V263H68ZM74 264V263H73ZM101 264V263H100ZM140 264H142L141 263V261H140Z\"/></svg>","mask_w":264,"mask_h":264},{"label":"built area","instance_id":"built-area-1","mask_svg":"<svg viewBox=\"0 0 264 264\" xmlns=\"http://www.w3.org/2000/svg\"><path fill=\"white\" fill-rule=\"evenodd\" d=\"M139 248H140V246H138V245H135V246H134V249H135V250H138Z\"/></svg>","mask_w":264,"mask_h":264}]
</instances>
